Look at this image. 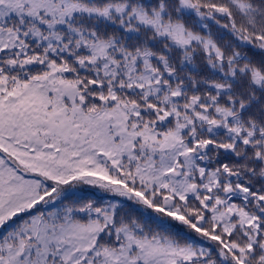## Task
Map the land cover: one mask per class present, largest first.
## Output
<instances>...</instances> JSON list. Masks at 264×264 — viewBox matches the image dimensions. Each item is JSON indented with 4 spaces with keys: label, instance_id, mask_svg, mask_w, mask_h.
Listing matches in <instances>:
<instances>
[{
    "label": "snow or ice",
    "instance_id": "1",
    "mask_svg": "<svg viewBox=\"0 0 264 264\" xmlns=\"http://www.w3.org/2000/svg\"><path fill=\"white\" fill-rule=\"evenodd\" d=\"M0 264H264V0H0Z\"/></svg>",
    "mask_w": 264,
    "mask_h": 264
}]
</instances>
